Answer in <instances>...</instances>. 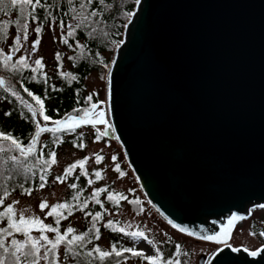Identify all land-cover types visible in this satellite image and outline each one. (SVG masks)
Instances as JSON below:
<instances>
[{"label": "water", "instance_id": "95a60500", "mask_svg": "<svg viewBox=\"0 0 264 264\" xmlns=\"http://www.w3.org/2000/svg\"><path fill=\"white\" fill-rule=\"evenodd\" d=\"M105 107V136L172 228L206 240L250 216L264 206V0H138ZM228 242L198 264H264V245Z\"/></svg>", "mask_w": 264, "mask_h": 264}, {"label": "trees", "instance_id": "16d2710c", "mask_svg": "<svg viewBox=\"0 0 264 264\" xmlns=\"http://www.w3.org/2000/svg\"><path fill=\"white\" fill-rule=\"evenodd\" d=\"M137 1L104 0V4L101 5L99 0H92L88 11H97L100 15L96 18L90 17L89 20H99L100 23L89 26L88 22H83L79 28L75 29L72 36H68V26L76 25L79 22L77 19H73V15H79V4L82 0H71V2L69 0H41V4L44 7H37L35 11L36 19L32 20L29 17L24 22L28 26L33 27V29L41 26L42 31L40 34L42 35L47 29L55 28L58 31L56 40L60 45V50L54 54V63L51 67L46 64L43 57H37L35 60L41 59L43 67L36 71H33V69H36L35 63L29 61L23 55L14 57L9 62L15 64L19 59L25 58L27 67H23L20 72L4 67L3 55H7L4 45H8L10 48L15 46V39L10 40V37L12 33H17V25L14 21L20 19V16L18 6L9 9V15L7 16L3 12H0V23L10 21L6 29L7 36L0 35V79H3L5 82L3 86H0V131L11 133L12 137L17 138L24 147H27L31 143V139L36 131L35 122L31 119V113L28 109L20 100L12 95V92H17L22 100L31 104L33 108L38 109L39 105L36 104L32 97L27 95L24 89H28L34 96H39L43 100L45 114L50 116L53 121L64 119L69 114L79 118L83 115V112H77L75 110L90 109L92 104L98 106L94 111L100 112L99 108L105 106V80L108 68L112 62L113 51L123 37L124 24L131 16L128 14L133 13ZM83 2H87V0H83ZM61 22L64 24L63 32L60 27ZM92 27H95L97 31L89 35ZM61 36H64L68 40V44H64L61 41ZM77 44L83 45L84 48L77 47ZM57 53L61 56L60 60L56 59ZM69 57H73L74 59H69ZM61 73L67 75H61ZM93 74L97 75L101 83H103L99 90H91L86 84L87 78ZM72 77H76V79ZM5 88H8V91H5ZM54 89H58L59 91H54ZM89 96L92 97L91 101L87 99ZM5 113H11V115L6 116ZM91 118L95 119V116L93 115ZM36 120L39 121L41 126L49 128L54 126L51 122L43 121L39 114H37ZM99 133L97 124L93 127L91 123H84L77 126L75 131H61L56 133V136L62 141L59 144L53 143L54 137L52 133L45 132L41 134L35 146L34 153L28 157V167L32 168V172H28L26 169L22 170L7 158L11 155L19 156L18 153H8L7 156L0 154V196L3 195L5 190L10 195L29 196L22 194L25 189H31L33 193L39 189L49 188L52 183L65 185L67 189L65 196L59 202L53 203L43 210L45 218L48 220L45 224L58 228L61 234H64L68 227L74 228L76 230L75 234L88 232V229L92 227L93 221L92 217L87 214L92 213L95 215L97 212L101 214V219L95 221L96 228L99 229L100 238L98 240L95 239L94 234L89 232L88 238L92 242L87 244L83 250L77 249V251L81 252V255L77 258H73L70 255L66 257L65 247L61 245V249L57 250L59 257L58 264H62V261L64 264H101V261L96 258V253L93 254L92 258H88L84 254L87 251L93 250L95 247H100L102 250L108 251L111 250L112 245H116L117 250H121V248L136 249L135 241L132 240L131 236L119 231H113L105 227V225H107L108 221H112L117 229L120 228L119 221L114 214L118 213L124 204H127L135 211H141L149 207V205L141 193L118 143L104 135L98 138ZM91 139L97 142L116 144L117 153L113 155L115 160L112 169L119 176H129L131 186L126 191L115 189L110 183L104 182L103 171L100 167L104 156L99 153L93 155L94 165L92 167L88 165L89 158L85 154H81L77 158L65 163L59 172H55L59 153L62 149L67 147L82 153L85 151L86 145ZM0 143L4 142L0 141ZM81 144H83V147H80ZM44 145H47V147H43ZM51 151L56 152V163L51 166L47 173H44L40 170L43 165L37 161L49 159V153ZM96 155L102 156L103 160L97 163L95 159ZM81 160L86 161L83 169L78 166L67 176L64 175L66 169L72 164H78ZM117 165L119 166V171L116 170ZM96 171L101 172V179L95 177L94 173ZM84 172L87 175L82 174ZM40 175L46 176L47 183L43 188L39 187L41 183L39 179ZM58 176L63 178V183L57 181L56 178ZM89 180H92L93 183L89 184ZM70 184H76V189L70 188ZM101 188L107 189V191L100 193L97 199L101 203L97 204L92 197L94 192ZM109 193L119 194L126 197V199H120L117 203L108 199ZM77 194L80 196V203H83L85 200L88 203V207L83 211L77 207H73L71 215L68 214L66 209H57L55 213L48 215L52 206L58 203L67 202L76 205L77 201H74L72 197ZM7 205L4 201V206H0V211H3V207ZM57 217H60L59 224H56ZM63 217L67 218L65 219ZM74 218H79L80 223L78 225L69 224ZM5 227H7V222L0 221V229ZM36 231L38 230L33 228L29 232V235L33 239H35L33 233ZM70 237L71 234H69L68 238L70 239ZM13 239L24 242L26 237L14 231L12 235L0 233V243H3L4 247L9 248V253L12 251L11 241ZM177 244L180 245L179 253L176 250ZM161 250L159 253L162 258V264L167 260L175 261L178 259L180 261L183 254L182 242L176 241L173 248L164 247ZM41 252H43L42 249ZM156 254L157 252H154L152 256ZM0 258L5 259V264H13L14 258L4 253L3 248H0ZM127 262L131 264H149L147 259L133 257L131 253H124L121 257L112 255L109 258L103 259V264H124ZM21 264H29V262H25L22 259ZM44 264H46L45 261Z\"/></svg>", "mask_w": 264, "mask_h": 264}, {"label": "snow or ice", "instance_id": "6c2138e0", "mask_svg": "<svg viewBox=\"0 0 264 264\" xmlns=\"http://www.w3.org/2000/svg\"><path fill=\"white\" fill-rule=\"evenodd\" d=\"M71 2V0H69ZM99 3L101 5L104 4V0H99ZM92 4V0H87V2H80L79 4V15L74 14L73 19H77L79 22L76 25H69V31L67 33L68 36H72L74 34V31L76 28H79L81 26V23L88 22L89 26L100 23L99 20H89V18H96L100 15L97 11H88L89 6ZM18 6L19 16L20 19L14 21V23L17 25V35L15 36L14 45L11 49L12 53H15L20 50L21 41H27L28 39V24L24 21H26L29 17H31L32 20L36 19L35 11L37 7H44V5L41 4V0H0V12H3L5 16L9 15V9ZM131 15V14H128ZM10 21H5L3 23H0V35H3L4 37L7 36V26ZM61 31L63 32L64 24L61 22ZM35 33L37 34V39L32 44L33 51L37 50L39 44H40V33L42 31L41 26H37L34 29ZM97 29L95 27H92V31L89 33V35H92L95 33ZM107 35V33H105ZM61 41L64 44H68V40L61 36ZM71 47V45H69ZM77 47L83 49V45L77 44ZM31 55V54H30ZM13 59L12 55H3V62L4 67L10 70H15L16 72H20V70L23 67H27V63L25 58L19 59L15 64L9 63ZM56 59L60 60L61 56L59 53L56 54ZM69 59H74L73 57H69ZM36 65V69H33V71H36L37 69H41L43 67L41 59H37L34 61ZM61 75H67L65 73H61ZM35 78V77H33ZM73 79H76V77H72ZM4 80L0 79V86L4 85ZM10 87V86H9ZM5 91H8V88L4 89ZM25 92H27V95L29 97H32V99L36 102L37 105H39V108H33L31 104H28L26 101L22 100V98L19 96L17 92H12V95L15 96L18 100L21 101L22 104L28 109V111L31 113V119L35 122L36 131L31 139V143L28 144L27 147H24L21 145L19 140L17 138L12 137L11 133H5L3 131H0V141H3L4 143H0V154H4L7 156L8 153L16 152L19 154V156L11 155L7 158L14 164L18 165L22 170L26 169L28 172H32V168L28 167L29 160L28 157L34 153L35 146L38 142V139L41 134L45 132H49L53 134V143L59 144L62 143L60 138L56 136V133H59L61 131H75V128L77 126H80L84 123H91L93 127H95L96 124H104L107 123L105 121V113L103 111L95 112L94 110L98 107L96 104H92L91 108H85V109H76L77 112H83V115L79 118L69 114L64 119L61 120H51V117L45 114V107L44 102L41 100L39 96H34L31 91H28V89H24ZM54 91H59L58 89H54ZM88 101H91L92 97L89 96ZM37 114L43 119L45 122H51L54 126L49 128L45 126H41L39 121L36 120ZM6 116L11 115V113H5ZM95 116V119H92V116ZM105 133H99V136L104 135ZM82 135V134H81ZM43 147H47V145H44ZM80 147H83V144L80 145ZM96 162L99 163L103 160V157L100 155H96L95 157ZM113 160H115V157H113ZM38 163L42 164L43 167L40 169L42 172L47 173L51 166L56 163V152L51 151L49 153V159L47 160H41L37 161ZM86 161L81 160L78 162V164H72L68 169L65 171V176H67L69 173L73 171V169L79 168L83 169ZM117 171H119V166L117 165L116 168ZM34 174V173H33ZM84 175H87L86 172L82 173ZM95 177L98 179H101V172L96 171L94 173ZM121 175H123L121 173ZM41 183L39 185L40 188L45 187L46 176L40 175L39 177ZM57 181L60 183H63L64 180L62 177H57ZM89 184L93 183L92 180L88 181ZM70 188L76 189V184H70ZM107 189L101 188L94 192L92 199L95 200L97 204H100L101 201L97 199V197L100 195L101 192H106ZM22 194L31 195L32 190L31 189H25ZM10 195V193L5 190L3 195L0 196V206H4L5 198ZM74 201H77L76 205H72L70 203H58L54 206H52L51 211L48 213V215H52L57 211V209H66L68 211V214H72V208L77 207L81 211H83L85 208L88 207V203L85 200L83 203H80V196L79 194L74 195L72 197ZM108 199L119 202L120 199H126V197H123L119 194H112L109 193ZM19 203V201H14L13 204ZM13 204H8L6 207H3V211H0V221H6L7 227L0 229V233H4L7 235H12L13 231L16 233L23 234L26 239L24 242L17 241L13 239L11 241L12 251L9 253V248L4 247L3 243H0V248H3L4 253L9 254L11 257L14 258L13 264H21L22 259L25 262H29V264H39V261L43 259L46 264H58L59 257L57 255V250L61 245H64L65 247V256H72L73 258H77L81 255L80 251H77V249L83 250L85 246L92 242L91 239L88 238V233L91 232L94 234L95 239L100 238L99 229L96 228L95 221H98L101 219V214L99 212L95 213L93 215L92 213H88V216L92 217V227L88 229V232H85L83 234H75L76 230L72 227H68L66 232L64 234H61L59 232V229L56 227H53L51 225H46L43 223V221L35 215H26L30 211L29 208H23L20 210H16L13 206ZM46 207H49L47 204V201H42L40 204V210L43 211ZM103 207V205H101ZM264 207V206H261ZM67 218V217H63ZM243 219V217L238 216H232L231 219L228 220L227 225L222 230V233L217 236H205L203 239L214 241L217 243H224L227 244L228 239L231 237V230L235 227L234 221H238ZM60 223V217L56 218V224ZM173 227H176V225H172ZM105 227L112 229L113 231H119L124 233L125 235L131 236L132 240L135 242H139L141 239L147 241L149 245H153V241L149 239L144 231H133L131 233L126 232L127 227H131V225H126L125 227L116 228L114 223L112 221H108L107 225ZM33 228H36L41 235L37 239H33L29 232ZM183 231V230H181ZM46 232H53L55 233L54 239H49L47 235H44ZM69 234H71L70 239ZM189 235H192L189 233ZM260 235L264 236V232H261ZM43 242V243H41ZM27 250L25 251V249ZM41 249H43V255L41 256ZM177 253L180 251V245H176ZM233 251H238L239 249L233 248ZM247 251V249H245ZM97 254V259L101 261V264H103L104 258H109L112 255H115L116 257H121L124 253H131L133 257H140L143 259H147L149 264H162V258L159 253V250H157V254L155 256L148 255L145 256V253L142 251H136L134 248H121V250H117L116 245H112L111 250H102L100 247H95L91 251H87L84 253L86 257L92 258L93 254ZM260 253L258 251H251L249 252V255L255 257L259 255ZM0 264H5V259L0 258ZM163 264H180V261L177 259L175 261L173 260H167L166 262H163Z\"/></svg>", "mask_w": 264, "mask_h": 264}, {"label": "rangeland", "instance_id": "374dc122", "mask_svg": "<svg viewBox=\"0 0 264 264\" xmlns=\"http://www.w3.org/2000/svg\"><path fill=\"white\" fill-rule=\"evenodd\" d=\"M27 32L28 39L27 41H21L22 46H20L19 51L12 53V48L8 45H4L7 55H12L13 58L23 55L31 62H34L35 59L40 56L43 57L46 64L51 67L54 63V54L56 51L60 50V45L56 40L58 31L55 28H49L43 35L40 34V44L35 51L32 49V44L37 39V35L31 26H28ZM17 34L18 33H12L10 40L15 39ZM86 84L91 90H99L103 83H101L97 75L93 74L87 78ZM99 111L105 113L104 119L107 121L106 107L99 108ZM97 126L100 133H107V126L105 123H98ZM116 147L115 143L97 142L92 139L88 141L86 149L82 153L66 147L59 153L55 172H59L65 163L77 158L81 154H85L89 158L88 165L92 167L94 165L93 155L99 153L104 156V160L100 164L103 171L104 182L110 183L115 189L126 191L131 186L129 176H119L112 169V165L114 164L113 155L117 153ZM66 191L65 185L52 183L49 188L36 190L30 196L10 195L5 198V203L13 204L14 201H19V203L13 204L16 210L29 208L30 211L26 213V215L38 216L45 224L48 220L45 218L44 211L40 210L41 202L46 200L48 205L57 203L65 196ZM251 210L250 216L241 220L234 227L228 243L233 247L243 246L250 251H255L264 245V236L260 235L261 232H264V207H255ZM114 216L119 221L120 228L131 225V227L125 229L126 232L144 231L146 236L153 241V245H149L147 241L143 239L138 243L135 242V250L144 252L145 256L153 255L157 250L160 252L164 247L173 248L175 242L180 241L182 242L183 248L180 264H198L200 255H205L207 257L220 246V243L198 239L172 228L150 207V205L141 211H135L127 204H124L123 208L118 213L114 214ZM79 223V218H74L69 224L78 225ZM33 235L35 239H37L41 233L36 231ZM44 235H47L49 239L55 238V233L53 232H46ZM60 249L61 246L58 250ZM42 255L43 252H41V256ZM39 264H44V260L41 259ZM62 264H64L63 261ZM124 264L131 263L127 262Z\"/></svg>", "mask_w": 264, "mask_h": 264}]
</instances>
